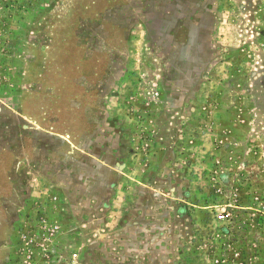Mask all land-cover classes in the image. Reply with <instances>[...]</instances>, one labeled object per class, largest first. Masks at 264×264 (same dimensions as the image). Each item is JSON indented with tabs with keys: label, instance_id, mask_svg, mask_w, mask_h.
Instances as JSON below:
<instances>
[{
	"label": "rangeland",
	"instance_id": "1",
	"mask_svg": "<svg viewBox=\"0 0 264 264\" xmlns=\"http://www.w3.org/2000/svg\"><path fill=\"white\" fill-rule=\"evenodd\" d=\"M0 264H264V0H0Z\"/></svg>",
	"mask_w": 264,
	"mask_h": 264
}]
</instances>
